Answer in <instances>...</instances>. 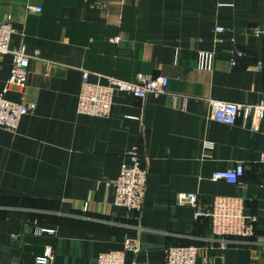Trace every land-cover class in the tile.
Instances as JSON below:
<instances>
[{"label": "crops", "instance_id": "obj_1", "mask_svg": "<svg viewBox=\"0 0 264 264\" xmlns=\"http://www.w3.org/2000/svg\"><path fill=\"white\" fill-rule=\"evenodd\" d=\"M0 21L33 57L27 84L5 95L36 103L0 128V264H33L48 246L52 264H97L126 239L137 248L125 264H164L166 247L190 244L196 264H264V116L254 129L250 118L218 122L207 102L263 99L264 34L253 29H264V0H0ZM234 47L244 54L231 64ZM199 50L214 52L210 70L196 66ZM11 65L0 53V93ZM83 70L102 83L137 72L169 82L144 98L116 90L107 116L79 114ZM135 147L148 170L139 210L113 204L111 186ZM238 163L237 182L212 179ZM183 191L204 209L241 198L253 241L216 237L209 217L177 203Z\"/></svg>", "mask_w": 264, "mask_h": 264}, {"label": "built area", "instance_id": "obj_2", "mask_svg": "<svg viewBox=\"0 0 264 264\" xmlns=\"http://www.w3.org/2000/svg\"><path fill=\"white\" fill-rule=\"evenodd\" d=\"M36 12L41 11L37 5L28 6ZM221 30L222 28H218ZM14 31L11 23L0 21V53H9L12 56V65L9 77L0 93V128L16 129L21 117L32 112L35 102L15 101L6 97L5 92L11 86L24 87L29 76L31 58L21 46H11V35ZM255 34H264V29L255 27ZM230 63L234 64L236 57H242L243 51L236 47L229 50ZM214 60V52L197 51L196 66L199 69L210 70ZM89 71L83 70L82 81L78 92L76 111L79 114L107 116L110 113L113 94L116 90L130 92L137 98H144L147 94H161L167 91L169 78L166 75H151L137 72L132 80L121 79L115 76H105V83L89 80ZM174 98L182 96L173 94ZM185 97V96H183ZM211 117L218 121L233 124L238 117L250 118L251 128L254 129L259 120L264 116V97L258 102H235L217 98H207ZM207 147L211 144L206 143ZM129 163H123L117 177L111 182L113 188V204L126 209L139 210L144 200L147 183V164L140 158L137 147L128 154ZM264 161V149L261 153ZM244 171L242 163L232 168L216 170L212 179H224L237 182ZM177 203L194 207L196 217L206 216L211 220V228L216 237L224 239L228 236H237L252 242L256 232L253 218L243 211L241 198L229 196H214L212 207L202 208L200 196L193 191H183L177 194ZM86 208V203L84 205ZM45 229H41L44 231ZM48 230V229H47ZM137 242L125 240V246L120 250L100 252L97 264H125V250L136 249ZM199 247L193 244L186 246H168L164 251V264H196ZM54 253L48 246L41 255L35 257L33 264H52Z\"/></svg>", "mask_w": 264, "mask_h": 264}]
</instances>
